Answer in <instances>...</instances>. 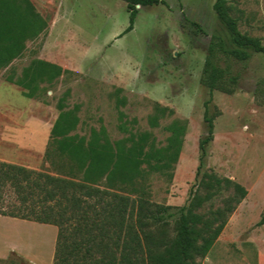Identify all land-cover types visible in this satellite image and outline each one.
<instances>
[{
  "label": "rangeland",
  "instance_id": "obj_1",
  "mask_svg": "<svg viewBox=\"0 0 264 264\" xmlns=\"http://www.w3.org/2000/svg\"><path fill=\"white\" fill-rule=\"evenodd\" d=\"M30 1L47 26L0 71V161L81 183L75 163L48 145V128L66 91L65 109L78 106L71 134L88 137L92 128L104 126L111 140L119 139L126 135L117 126L121 110L132 131H150L155 145L164 146L170 135L165 126L177 121L185 130L172 177L143 171L130 195L145 198L150 208L171 206L176 212L197 183L198 142L206 134L203 102L209 97L203 69L211 45L210 59L222 74L209 104L213 139L201 171L232 179L247 194L201 263L264 264V224L258 223L264 215V55L233 43L213 10L215 0L139 7L133 29L122 36L129 23L123 0ZM227 5L239 30L264 44V0H227ZM237 47L249 58L238 60L228 52ZM34 58L70 72L27 98L4 78L10 71L19 74ZM159 106L165 108L161 116ZM154 114L158 125L152 127L148 118ZM15 189L0 184V209H18ZM229 193L221 191L200 211L221 207ZM20 219L0 217V264H53L56 225ZM174 219L166 226L169 236Z\"/></svg>",
  "mask_w": 264,
  "mask_h": 264
},
{
  "label": "trees",
  "instance_id": "obj_2",
  "mask_svg": "<svg viewBox=\"0 0 264 264\" xmlns=\"http://www.w3.org/2000/svg\"><path fill=\"white\" fill-rule=\"evenodd\" d=\"M123 1L129 23L119 36L133 29L139 7L166 4L164 0ZM213 10L236 46L250 47L264 55L261 39L239 30L227 0H215ZM46 26L30 0H0V71L20 57L26 42L35 39ZM238 47L228 52L238 60L248 59L249 53ZM211 55L210 45L203 69L209 97L203 102L206 134L198 142L197 183L176 212L170 211L171 206L150 208L145 198L130 195L136 192L132 185L143 171L172 177L184 126L177 121L165 126L170 132L167 143L156 146L150 131H132L125 114L118 110L117 126L125 136L111 140L104 126L92 128L88 137L71 134L79 122L78 106L65 109L66 91L57 102L59 112L50 128L48 145L75 163L81 172V183L0 161V184L10 183L16 188L19 204L15 211L0 209V214L56 225L53 264H202L228 217L247 194L240 183L213 171H201L206 146L213 139L214 117L209 115V104L222 74ZM69 72L56 63L34 58L19 74L10 71L4 79L20 87L23 96L35 98L44 85ZM118 101L125 103L124 98ZM157 110L161 116L165 108L159 106ZM158 116H149L152 127L158 125ZM223 190L230 193L222 199L221 207L208 214L200 211ZM172 217L173 234L169 236L166 226ZM258 223L264 224V215Z\"/></svg>",
  "mask_w": 264,
  "mask_h": 264
},
{
  "label": "crops",
  "instance_id": "obj_3",
  "mask_svg": "<svg viewBox=\"0 0 264 264\" xmlns=\"http://www.w3.org/2000/svg\"><path fill=\"white\" fill-rule=\"evenodd\" d=\"M50 128H51V126L48 128V134H49V132H50ZM35 142H37V141H35ZM3 162H5V161H3ZM0 217H1V218L4 217V218H7V219L9 218V219H13V220H19V218H15V217L7 216V215H1V214H0ZM20 220H23V219H20Z\"/></svg>",
  "mask_w": 264,
  "mask_h": 264
},
{
  "label": "water",
  "instance_id": "obj_4",
  "mask_svg": "<svg viewBox=\"0 0 264 264\" xmlns=\"http://www.w3.org/2000/svg\"><path fill=\"white\" fill-rule=\"evenodd\" d=\"M137 7H139V6H137Z\"/></svg>",
  "mask_w": 264,
  "mask_h": 264
}]
</instances>
